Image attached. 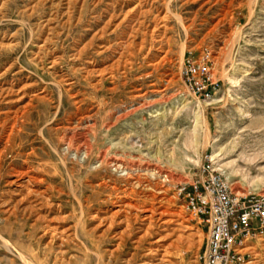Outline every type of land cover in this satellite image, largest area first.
<instances>
[{"label": "rangeland", "instance_id": "1", "mask_svg": "<svg viewBox=\"0 0 264 264\" xmlns=\"http://www.w3.org/2000/svg\"><path fill=\"white\" fill-rule=\"evenodd\" d=\"M209 166L264 194V0H0V264H198Z\"/></svg>", "mask_w": 264, "mask_h": 264}, {"label": "built area", "instance_id": "2", "mask_svg": "<svg viewBox=\"0 0 264 264\" xmlns=\"http://www.w3.org/2000/svg\"><path fill=\"white\" fill-rule=\"evenodd\" d=\"M211 53H192L184 62L183 81L189 92L199 100L212 98L218 84L210 73ZM198 180L182 186L187 209L199 220L206 233L202 264H255L244 254L249 240L264 238V194L239 196L226 177L210 166L197 175Z\"/></svg>", "mask_w": 264, "mask_h": 264}, {"label": "crops", "instance_id": "3", "mask_svg": "<svg viewBox=\"0 0 264 264\" xmlns=\"http://www.w3.org/2000/svg\"><path fill=\"white\" fill-rule=\"evenodd\" d=\"M200 256L198 257V259H197V261H198V264H202L201 262H200Z\"/></svg>", "mask_w": 264, "mask_h": 264}, {"label": "bare ground", "instance_id": "4", "mask_svg": "<svg viewBox=\"0 0 264 264\" xmlns=\"http://www.w3.org/2000/svg\"><path fill=\"white\" fill-rule=\"evenodd\" d=\"M87 48H89V47H87ZM87 48L84 49V53L87 51V50H86ZM104 236H105V234H104Z\"/></svg>", "mask_w": 264, "mask_h": 264}]
</instances>
